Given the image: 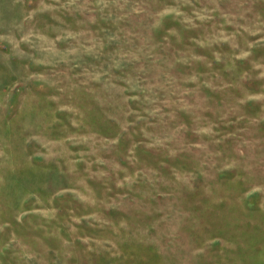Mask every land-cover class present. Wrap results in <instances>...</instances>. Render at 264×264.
Segmentation results:
<instances>
[{
    "label": "rangeland",
    "instance_id": "rangeland-1",
    "mask_svg": "<svg viewBox=\"0 0 264 264\" xmlns=\"http://www.w3.org/2000/svg\"><path fill=\"white\" fill-rule=\"evenodd\" d=\"M0 264H264V0H0Z\"/></svg>",
    "mask_w": 264,
    "mask_h": 264
}]
</instances>
